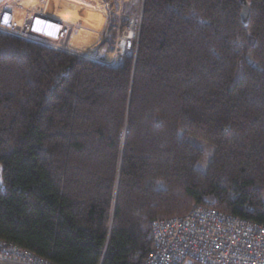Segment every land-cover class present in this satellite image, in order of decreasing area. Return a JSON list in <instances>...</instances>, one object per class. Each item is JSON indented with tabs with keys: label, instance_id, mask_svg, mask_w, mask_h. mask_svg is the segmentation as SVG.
<instances>
[{
	"label": "trees",
	"instance_id": "obj_1",
	"mask_svg": "<svg viewBox=\"0 0 264 264\" xmlns=\"http://www.w3.org/2000/svg\"><path fill=\"white\" fill-rule=\"evenodd\" d=\"M141 1L114 63L0 30V240L50 264H143L196 203L264 223V0Z\"/></svg>",
	"mask_w": 264,
	"mask_h": 264
},
{
	"label": "built area",
	"instance_id": "obj_2",
	"mask_svg": "<svg viewBox=\"0 0 264 264\" xmlns=\"http://www.w3.org/2000/svg\"><path fill=\"white\" fill-rule=\"evenodd\" d=\"M0 7V30L72 52L78 25L48 16L38 6L21 20L16 3ZM132 21L123 27L125 18ZM142 14H121L116 22V52L130 54L137 48L136 35ZM153 248L143 264H264V223L214 206L194 204L182 214L152 221ZM0 264H50L32 251L0 240Z\"/></svg>",
	"mask_w": 264,
	"mask_h": 264
},
{
	"label": "rangeland",
	"instance_id": "obj_3",
	"mask_svg": "<svg viewBox=\"0 0 264 264\" xmlns=\"http://www.w3.org/2000/svg\"><path fill=\"white\" fill-rule=\"evenodd\" d=\"M38 0H19L16 5V11L18 16L21 17V20L25 22L27 19V13L30 8L37 5ZM63 4L69 5L66 8L62 7L61 10L59 11V17L67 20V21H72L78 25V33L75 36L71 46L73 47V53L85 57H93L96 59H99L101 61H107V56L111 52H115L118 54H125V53H120L116 52L114 47H113V42L116 38V26H115V37L114 40L111 41V37L109 36V33L111 34L110 31V24L113 21L118 22L119 17L121 14H126V12L129 14L135 13V15H140L141 14V8H142V1L141 0H136L135 6L136 8L133 10H125L123 7L126 4V1L124 0H71V1H63L61 0ZM74 1V3H72ZM80 2V3H77ZM21 3H24V6H21ZM83 4V5H82ZM19 8H26V11H21ZM66 10V12L63 11ZM83 9L85 11H83ZM50 10V9H49ZM21 12L23 13L21 16ZM127 15V14H126ZM81 19V20H78ZM80 21V22H77ZM131 18H125L123 21V27L125 25H128L130 23ZM105 23H107V28H108V36L105 37V42L107 41L108 45L105 50L103 51H97L96 47L94 46V40L97 37V32L101 31L104 28ZM83 28V29H81ZM81 29V30H80ZM97 31V32H95ZM140 32H141V26L139 33H137L135 39H136V47H138V41L140 37ZM111 43V44H110ZM107 51V53H106ZM137 48L135 51H132V53H136ZM112 54H109V58H111ZM118 59V58H117ZM191 140L195 142L198 146L203 148L205 151L204 158L201 162H199V167L202 168L203 170H207L209 161L211 159L213 149L202 139L197 138V137H191Z\"/></svg>",
	"mask_w": 264,
	"mask_h": 264
},
{
	"label": "crops",
	"instance_id": "obj_4",
	"mask_svg": "<svg viewBox=\"0 0 264 264\" xmlns=\"http://www.w3.org/2000/svg\"><path fill=\"white\" fill-rule=\"evenodd\" d=\"M63 1H68V0H63ZM69 1H71V0H69ZM124 1H126V4L124 5L125 7H123V9L134 11V9L136 8V6H135L136 0H124ZM72 3H74V1H72ZM77 3H80V2H77ZM23 4L24 3H21V6H24ZM63 5L66 6L67 4H63L61 0H38L37 5L35 4V6H38L41 9H43V12L46 13L48 16L56 17V18H59L61 20H65V19L59 17V11L61 10L62 7H64ZM68 6L69 5H67V7ZM16 7H18V6H16ZM64 8H66V7H64ZM19 9H21V11H26V8H19ZM83 11H85V10L83 9ZM65 12H66V10H65ZM22 14L23 13L21 12V16H23ZM126 14H128V13L126 12ZM129 15H135V13L133 12V14H129ZM78 20H81V19H78ZM65 21H67V20H65ZM68 22L74 23L72 21H68ZM77 22H80V21H77ZM106 25H107V23H105L104 28L101 31H99V32L95 31V32H97L98 35H97L96 39L94 40V43H95L94 46L96 47V50L99 52L105 50L104 48H106L108 45L107 41L106 42L104 41L105 37H107V35H108V28ZM81 29H83V28H81ZM106 53H107V51H106ZM109 54H112L111 58H109L110 57ZM109 54L107 56V62H109V63L116 62V60L118 58V54H116L115 52L114 53L111 52Z\"/></svg>",
	"mask_w": 264,
	"mask_h": 264
},
{
	"label": "water",
	"instance_id": "obj_5",
	"mask_svg": "<svg viewBox=\"0 0 264 264\" xmlns=\"http://www.w3.org/2000/svg\"><path fill=\"white\" fill-rule=\"evenodd\" d=\"M242 2V15H243V20L245 22L248 21V18H249V14H250V5L248 3V0H241ZM143 11H144V1L142 3V8H141V14L143 16ZM129 132V127H128V131H127V134Z\"/></svg>",
	"mask_w": 264,
	"mask_h": 264
},
{
	"label": "bare ground",
	"instance_id": "obj_6",
	"mask_svg": "<svg viewBox=\"0 0 264 264\" xmlns=\"http://www.w3.org/2000/svg\"><path fill=\"white\" fill-rule=\"evenodd\" d=\"M142 24V23H141ZM128 128L124 129L123 137L125 138V135L127 134Z\"/></svg>",
	"mask_w": 264,
	"mask_h": 264
}]
</instances>
